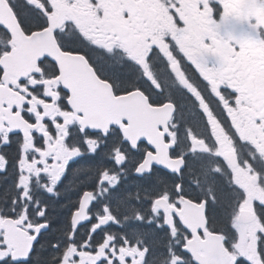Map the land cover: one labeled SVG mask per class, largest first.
<instances>
[{"label": "snow or ice", "instance_id": "obj_1", "mask_svg": "<svg viewBox=\"0 0 264 264\" xmlns=\"http://www.w3.org/2000/svg\"><path fill=\"white\" fill-rule=\"evenodd\" d=\"M0 264H264V0H0Z\"/></svg>", "mask_w": 264, "mask_h": 264}]
</instances>
